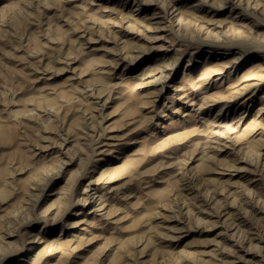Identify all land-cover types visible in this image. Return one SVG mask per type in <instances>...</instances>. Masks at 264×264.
I'll use <instances>...</instances> for the list:
<instances>
[{
    "label": "rangeland",
    "instance_id": "rangeland-1",
    "mask_svg": "<svg viewBox=\"0 0 264 264\" xmlns=\"http://www.w3.org/2000/svg\"><path fill=\"white\" fill-rule=\"evenodd\" d=\"M263 43L264 0H0V264H264Z\"/></svg>",
    "mask_w": 264,
    "mask_h": 264
},
{
    "label": "bare ground",
    "instance_id": "bare-ground-1",
    "mask_svg": "<svg viewBox=\"0 0 264 264\" xmlns=\"http://www.w3.org/2000/svg\"><path fill=\"white\" fill-rule=\"evenodd\" d=\"M215 2H216V1H215ZM254 16H255V15H254ZM168 21H169V20H168ZM217 24H218V23H217ZM222 26H223V25H222ZM217 31H218V30H217ZM263 44H264V43H263ZM228 47H229V46H228ZM228 47H227V48H228ZM223 51H225V50H223ZM213 52H214V51H213ZM263 52H264V51H263ZM218 53H219V52H218ZM223 53H224V52H223ZM225 53H227V51H226ZM262 55H263V53H262ZM222 56H223V55H222ZM259 56H260V55H259ZM236 57H238V56H236ZM238 58H239V57H238ZM242 60H243V59H242ZM242 62H243V61H242ZM239 63H241V62H239ZM239 63H238V64H239ZM233 64H234V63H233ZM238 64H237V66H238ZM160 89H161V88H160ZM84 202H85V201H84ZM235 220H236V219H235ZM230 225H231V224H230ZM1 241H2V240H1Z\"/></svg>",
    "mask_w": 264,
    "mask_h": 264
}]
</instances>
